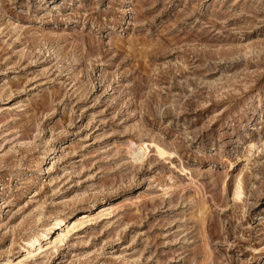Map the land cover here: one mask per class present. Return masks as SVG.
Returning a JSON list of instances; mask_svg holds the SVG:
<instances>
[{
	"label": "rangeland",
	"instance_id": "1",
	"mask_svg": "<svg viewBox=\"0 0 264 264\" xmlns=\"http://www.w3.org/2000/svg\"><path fill=\"white\" fill-rule=\"evenodd\" d=\"M0 264H264V0H0Z\"/></svg>",
	"mask_w": 264,
	"mask_h": 264
},
{
	"label": "bare ground",
	"instance_id": "2",
	"mask_svg": "<svg viewBox=\"0 0 264 264\" xmlns=\"http://www.w3.org/2000/svg\"><path fill=\"white\" fill-rule=\"evenodd\" d=\"M157 147V145H156ZM130 153L131 155L133 156L134 159H138L140 158V154L143 155L145 153V150H146V145L142 143V145H137L135 143H131V147H130ZM157 150V153H159L161 156L165 155V151L160 148L159 146L156 148ZM241 194V184L240 182H238L237 186H236V189H235V195L237 198H239ZM65 217H56L55 220L53 221V227L54 228H59V232L57 233V235L52 239V243H59V242H62L63 238L65 239L66 235H67V232L69 231V227L65 228L62 227V225H64L65 223V220H64ZM71 223V222H70ZM66 224V223H65ZM71 227H74V225H72ZM75 228V227H74ZM58 230V229H57ZM46 235V231L45 232H38L36 234H34V236H32V238H30L26 243L27 245H29L30 247H32L34 244L37 246H33L34 248H30V250L27 249V255H31L33 256V252H35V249H41L42 247L40 246V243H39V237L41 236H45ZM41 239V238H40ZM25 254V255H26ZM35 255V254H34ZM19 259V258H18Z\"/></svg>",
	"mask_w": 264,
	"mask_h": 264
}]
</instances>
